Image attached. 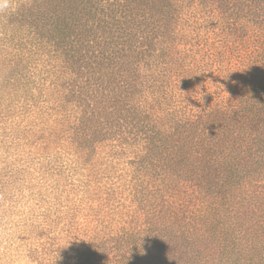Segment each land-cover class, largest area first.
<instances>
[{
  "label": "trees",
  "instance_id": "16d2710c",
  "mask_svg": "<svg viewBox=\"0 0 264 264\" xmlns=\"http://www.w3.org/2000/svg\"><path fill=\"white\" fill-rule=\"evenodd\" d=\"M6 5L0 23L60 66L76 150L142 144L151 180L141 228L63 264H264V0Z\"/></svg>",
  "mask_w": 264,
  "mask_h": 264
},
{
  "label": "rangeland",
  "instance_id": "374dc122",
  "mask_svg": "<svg viewBox=\"0 0 264 264\" xmlns=\"http://www.w3.org/2000/svg\"><path fill=\"white\" fill-rule=\"evenodd\" d=\"M28 42L0 23V264H63L68 247L141 228L151 180L133 164L142 144L76 150L80 109L57 101L60 66Z\"/></svg>",
  "mask_w": 264,
  "mask_h": 264
},
{
  "label": "clouds",
  "instance_id": "9594fccd",
  "mask_svg": "<svg viewBox=\"0 0 264 264\" xmlns=\"http://www.w3.org/2000/svg\"><path fill=\"white\" fill-rule=\"evenodd\" d=\"M5 7H7V5H5Z\"/></svg>",
  "mask_w": 264,
  "mask_h": 264
}]
</instances>
